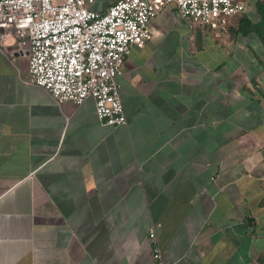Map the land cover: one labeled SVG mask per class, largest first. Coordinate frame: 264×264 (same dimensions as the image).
Masks as SVG:
<instances>
[{
    "label": "crops",
    "instance_id": "obj_1",
    "mask_svg": "<svg viewBox=\"0 0 264 264\" xmlns=\"http://www.w3.org/2000/svg\"><path fill=\"white\" fill-rule=\"evenodd\" d=\"M115 0H93L103 13ZM256 0L242 14L259 15ZM264 3V0H257ZM116 77L125 123L55 103L0 47V264H253L264 252V51L172 6Z\"/></svg>",
    "mask_w": 264,
    "mask_h": 264
},
{
    "label": "built area",
    "instance_id": "obj_2",
    "mask_svg": "<svg viewBox=\"0 0 264 264\" xmlns=\"http://www.w3.org/2000/svg\"><path fill=\"white\" fill-rule=\"evenodd\" d=\"M93 0H0V47L11 38L9 57L26 58V83L58 104L93 101L102 125H120L125 116L116 77L131 47L149 39L148 24L172 6L188 28L222 32L245 12L244 0H115L103 13ZM152 264H167L154 229L147 233Z\"/></svg>",
    "mask_w": 264,
    "mask_h": 264
},
{
    "label": "trees",
    "instance_id": "obj_3",
    "mask_svg": "<svg viewBox=\"0 0 264 264\" xmlns=\"http://www.w3.org/2000/svg\"><path fill=\"white\" fill-rule=\"evenodd\" d=\"M255 7L259 15L257 22H251L241 13L237 16V32L241 34L253 33L259 42L263 46L264 51V3L255 1ZM264 201V200H263ZM258 262H262L261 256L256 259Z\"/></svg>",
    "mask_w": 264,
    "mask_h": 264
},
{
    "label": "rangeland",
    "instance_id": "obj_4",
    "mask_svg": "<svg viewBox=\"0 0 264 264\" xmlns=\"http://www.w3.org/2000/svg\"><path fill=\"white\" fill-rule=\"evenodd\" d=\"M261 258L263 260L262 262H258L257 260H255L253 264H264V252L262 253Z\"/></svg>",
    "mask_w": 264,
    "mask_h": 264
},
{
    "label": "bare ground",
    "instance_id": "obj_5",
    "mask_svg": "<svg viewBox=\"0 0 264 264\" xmlns=\"http://www.w3.org/2000/svg\"><path fill=\"white\" fill-rule=\"evenodd\" d=\"M10 40H11V38H10Z\"/></svg>",
    "mask_w": 264,
    "mask_h": 264
}]
</instances>
